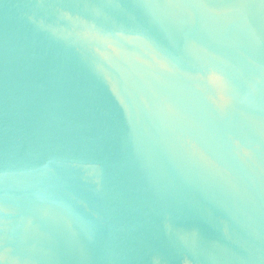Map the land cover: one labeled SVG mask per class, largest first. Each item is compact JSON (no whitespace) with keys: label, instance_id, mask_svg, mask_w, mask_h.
Instances as JSON below:
<instances>
[{"label":"water","instance_id":"1","mask_svg":"<svg viewBox=\"0 0 264 264\" xmlns=\"http://www.w3.org/2000/svg\"><path fill=\"white\" fill-rule=\"evenodd\" d=\"M0 264H264V0H0Z\"/></svg>","mask_w":264,"mask_h":264}]
</instances>
